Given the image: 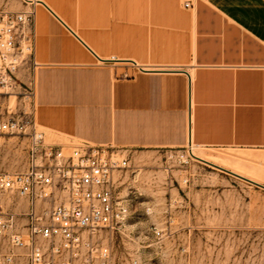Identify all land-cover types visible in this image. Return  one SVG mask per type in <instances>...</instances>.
<instances>
[{
    "label": "crops",
    "instance_id": "0c3cea01",
    "mask_svg": "<svg viewBox=\"0 0 264 264\" xmlns=\"http://www.w3.org/2000/svg\"><path fill=\"white\" fill-rule=\"evenodd\" d=\"M41 1L40 127L93 145L264 157V0ZM95 63L140 73L117 80Z\"/></svg>",
    "mask_w": 264,
    "mask_h": 264
},
{
    "label": "rangeland",
    "instance_id": "374dc122",
    "mask_svg": "<svg viewBox=\"0 0 264 264\" xmlns=\"http://www.w3.org/2000/svg\"><path fill=\"white\" fill-rule=\"evenodd\" d=\"M32 1L26 5L20 0H0V15L35 13L40 2ZM33 23L35 36V15ZM32 61L27 58L22 64L14 88L0 89L9 93L0 95V113L22 119L26 132L42 133L46 143L80 144L35 121L34 98L28 96L35 97L39 65L34 68ZM92 67L111 72L117 80L140 73L122 65L95 63ZM69 82L62 81V86ZM28 141L19 135L0 138V171L13 173L27 167ZM184 150L118 148L121 157L128 159L118 185L129 202L130 216L122 234L113 239L116 264H264V189L248 182L259 178L264 186V157L245 160L250 156L237 150L192 148L202 161L184 159ZM9 203L25 209L18 198L12 197ZM3 250L0 240V253Z\"/></svg>",
    "mask_w": 264,
    "mask_h": 264
},
{
    "label": "built area",
    "instance_id": "2783aa9c",
    "mask_svg": "<svg viewBox=\"0 0 264 264\" xmlns=\"http://www.w3.org/2000/svg\"><path fill=\"white\" fill-rule=\"evenodd\" d=\"M34 15L33 10L0 15V89L15 87L27 58L37 66ZM26 125L0 113V138L29 140L27 167L0 171V264H116L113 239L130 216L118 185L128 159L113 146L49 144L42 133H27ZM183 149L184 159L191 158L190 146ZM12 197L23 200L25 209L9 203Z\"/></svg>",
    "mask_w": 264,
    "mask_h": 264
},
{
    "label": "bare ground",
    "instance_id": "6f19581e",
    "mask_svg": "<svg viewBox=\"0 0 264 264\" xmlns=\"http://www.w3.org/2000/svg\"><path fill=\"white\" fill-rule=\"evenodd\" d=\"M29 1H31V0H29ZM39 2H42L41 0H38ZM36 3V2H35ZM188 145L190 146V148H191V151H190V156H191V158L193 157V158H195V159H200V160H202V161H204V159L200 156V155H198L197 153H194V152H192V148L194 149V145H191V143L189 144L188 143ZM237 176V175H236ZM237 177H240V176H237ZM244 177V176H243ZM245 178V177H244ZM247 180H248V178H247ZM252 181L253 182H255L256 184L258 183V184H261V182H259V181H257V180H253L252 179Z\"/></svg>",
    "mask_w": 264,
    "mask_h": 264
},
{
    "label": "water",
    "instance_id": "95a60500",
    "mask_svg": "<svg viewBox=\"0 0 264 264\" xmlns=\"http://www.w3.org/2000/svg\"><path fill=\"white\" fill-rule=\"evenodd\" d=\"M234 176H236V175H234ZM236 177H237V176H236ZM246 181H248V180H246ZM248 182H250V183H252V184H254V185H256V186L261 187V188L264 189V186H262V185H259V184H256V183H253V182H251V181H248Z\"/></svg>",
    "mask_w": 264,
    "mask_h": 264
}]
</instances>
